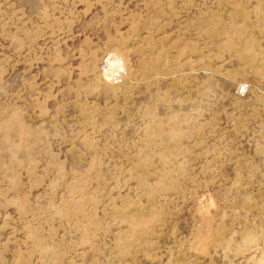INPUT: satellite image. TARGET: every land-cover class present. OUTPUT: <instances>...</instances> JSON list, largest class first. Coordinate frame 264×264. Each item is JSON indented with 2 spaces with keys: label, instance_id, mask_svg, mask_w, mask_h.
Wrapping results in <instances>:
<instances>
[{
  "label": "rangeland",
  "instance_id": "obj_1",
  "mask_svg": "<svg viewBox=\"0 0 264 264\" xmlns=\"http://www.w3.org/2000/svg\"><path fill=\"white\" fill-rule=\"evenodd\" d=\"M0 264H264V0H0Z\"/></svg>",
  "mask_w": 264,
  "mask_h": 264
},
{
  "label": "built area",
  "instance_id": "obj_2",
  "mask_svg": "<svg viewBox=\"0 0 264 264\" xmlns=\"http://www.w3.org/2000/svg\"><path fill=\"white\" fill-rule=\"evenodd\" d=\"M245 91V89L244 88H240L239 90H238V92L237 93H243Z\"/></svg>",
  "mask_w": 264,
  "mask_h": 264
},
{
  "label": "bare ground",
  "instance_id": "obj_3",
  "mask_svg": "<svg viewBox=\"0 0 264 264\" xmlns=\"http://www.w3.org/2000/svg\"><path fill=\"white\" fill-rule=\"evenodd\" d=\"M118 68V67H117ZM117 72V74L119 73V69H118V71H116ZM239 89H237V91H238ZM239 94V93H238Z\"/></svg>",
  "mask_w": 264,
  "mask_h": 264
}]
</instances>
